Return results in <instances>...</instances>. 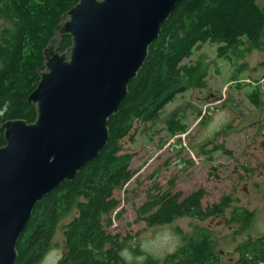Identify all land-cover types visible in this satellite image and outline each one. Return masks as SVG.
<instances>
[{"label":"trees","instance_id":"1","mask_svg":"<svg viewBox=\"0 0 264 264\" xmlns=\"http://www.w3.org/2000/svg\"><path fill=\"white\" fill-rule=\"evenodd\" d=\"M78 1L0 0V146L5 144L3 122L35 121L36 108L27 103V97L39 81L37 71L44 70L43 50L60 17ZM258 1L261 0H181L177 4L149 46L146 60L129 83L118 112L108 120L106 147L73 181L64 182L35 205L17 241L14 264H37L50 252L59 223L73 209L77 216L61 227L63 242L62 247L61 243L58 246L62 253L56 264H129L120 254L128 239L120 241L119 234L111 235L105 228L112 224L110 215L120 206L115 190H122L136 173L129 168L133 156L124 151L122 141L130 137L134 123L153 125L162 120L165 106L178 95L191 88H204L208 62L199 59L192 64L182 63L201 45L217 44V57L229 60L239 48L244 53L251 49L264 51V7ZM244 42L249 43L247 48ZM70 46L71 38L64 36L59 52ZM250 97L258 106L257 95ZM164 124L169 137L188 129L178 112L169 114ZM170 192L148 193L146 204L137 209L140 221L150 227L168 225L183 217L204 221L223 214L230 205V199L222 197L218 203L203 208V190L183 199L180 192L169 195ZM154 205L159 208L155 210ZM252 216L247 210H234L232 221L242 220L247 225ZM196 231L182 247L167 255L166 262L172 264L186 257L187 264H210L214 255L212 264H220L210 232L199 228ZM182 239L185 241L184 236ZM239 252L233 264H264V235L241 244ZM145 264L153 261L147 258Z\"/></svg>","mask_w":264,"mask_h":264},{"label":"rangeland","instance_id":"2","mask_svg":"<svg viewBox=\"0 0 264 264\" xmlns=\"http://www.w3.org/2000/svg\"><path fill=\"white\" fill-rule=\"evenodd\" d=\"M263 1H258L259 6H264ZM216 45L203 44L182 62L207 59L204 88L178 95L155 124L134 123L130 137L122 141L124 151L133 156L129 168L136 173L122 190H115L120 206L110 215L112 224L105 228L111 235L119 234L120 241L128 239L129 264H145L147 258L153 264H169L167 255L182 247L196 228L210 232L220 264L236 260L235 251L249 239L248 234L257 236L253 240L264 235V51L243 53L239 48L229 60L217 57ZM248 45L244 42L243 47ZM251 94L257 95L258 106L251 101ZM173 112H178L188 129L169 137L164 121ZM168 189L169 195L180 192L181 199L203 190V208L222 197L229 198L230 205L223 214L204 221L183 217L152 227L140 221L137 209L146 204L147 194L161 195ZM239 207L253 214L251 225L242 234H236L242 228L240 223L229 220L232 210ZM76 216L73 209L59 223L50 252L37 264H56L62 253L61 227ZM141 257L146 259L141 261ZM172 264H187L186 257Z\"/></svg>","mask_w":264,"mask_h":264},{"label":"water","instance_id":"3","mask_svg":"<svg viewBox=\"0 0 264 264\" xmlns=\"http://www.w3.org/2000/svg\"><path fill=\"white\" fill-rule=\"evenodd\" d=\"M180 1L79 0L60 17L43 50L44 70L27 97L35 121L1 124L0 264L15 263L35 205L73 181L106 147L109 118ZM64 36L71 46L60 53Z\"/></svg>","mask_w":264,"mask_h":264},{"label":"flooded vegetation","instance_id":"4","mask_svg":"<svg viewBox=\"0 0 264 264\" xmlns=\"http://www.w3.org/2000/svg\"><path fill=\"white\" fill-rule=\"evenodd\" d=\"M239 209H241V208L239 207V208H235V209H233V210H232V213H233L234 210H236V211L238 212ZM232 213H231V215H230V217H229L230 223H232V224L240 223V225L243 227V229L241 228L238 232H236V234H242V232L247 231V230L244 229V228H248V227L251 225L252 220H251L249 226H248V224H247V225H244V222H243L242 220H241V221H238V222H233V221H232ZM248 235H249V239H252V240H253L254 238L257 237V236H256V237H253L251 234H248ZM259 237H260V236H259ZM259 237H258V238H259ZM249 239H247L246 242H247ZM244 243H245V242H244ZM242 244H243V243H242ZM235 255H236L237 258H238V256L240 255L239 247H238L237 250L235 251ZM211 256H212L211 259H214V260H215L214 255H211ZM219 257L222 258L221 255H219ZM237 258H236V260H237ZM214 260H212V261L210 262V264L214 263ZM236 260L230 259V260L228 261V264H233L234 261H236Z\"/></svg>","mask_w":264,"mask_h":264},{"label":"clouds","instance_id":"5","mask_svg":"<svg viewBox=\"0 0 264 264\" xmlns=\"http://www.w3.org/2000/svg\"><path fill=\"white\" fill-rule=\"evenodd\" d=\"M120 254L122 259H125L126 261L130 259V256L127 254V250H122ZM140 259L143 261V259H146V257H141Z\"/></svg>","mask_w":264,"mask_h":264},{"label":"bare ground","instance_id":"6","mask_svg":"<svg viewBox=\"0 0 264 264\" xmlns=\"http://www.w3.org/2000/svg\"><path fill=\"white\" fill-rule=\"evenodd\" d=\"M263 2H264V1H263ZM263 7H264V6H263ZM159 33H160V32H159ZM158 36H159V35H158ZM157 38H158V37H157ZM152 43H153V42H152ZM152 43H151V44H152ZM151 44H150V45H151ZM150 45H149V46H150ZM148 49H149V47H148ZM241 51H242V50H241ZM243 53H244V52H243ZM147 54H148V53H147ZM240 56H241V55H240ZM146 57H147V56H146ZM198 59H199V58H198ZM145 60H146V59H145ZM205 60H207V59H205ZM144 62H145V61H144ZM143 64H144V63H143ZM206 64H207V63H206ZM200 66H201V65H200ZM204 66H205V65H204ZM202 67H203V66H202ZM204 68H205V67H204ZM206 71H207V70H206ZM122 103H123V102H122ZM120 106H121V105H120ZM119 108H120V107H119ZM261 116H262V115H261ZM240 125H241V124H240ZM232 131H233V130H232ZM224 133H225V131H224ZM215 137H216V136H215ZM209 143H210V142H209ZM159 148H160V147H159ZM220 148H221V147H220ZM215 150H216V149H215ZM202 154H204V153H202ZM192 163H193V162H192ZM241 209H242V208H241ZM29 221H30V220H29ZM182 240H183V239H182ZM183 244H184V243H183ZM16 251H17V250H16Z\"/></svg>","mask_w":264,"mask_h":264}]
</instances>
